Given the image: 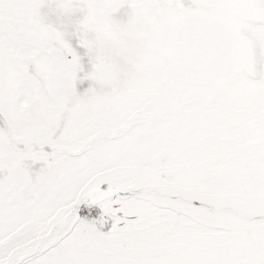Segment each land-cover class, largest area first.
<instances>
[{
	"label": "snow or ice",
	"instance_id": "1",
	"mask_svg": "<svg viewBox=\"0 0 264 264\" xmlns=\"http://www.w3.org/2000/svg\"><path fill=\"white\" fill-rule=\"evenodd\" d=\"M0 264H264V0H0Z\"/></svg>",
	"mask_w": 264,
	"mask_h": 264
}]
</instances>
